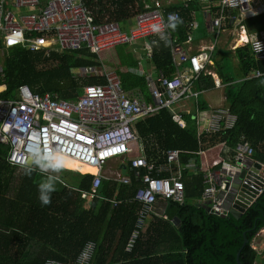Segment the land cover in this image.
Wrapping results in <instances>:
<instances>
[{"label": "trees", "instance_id": "obj_1", "mask_svg": "<svg viewBox=\"0 0 264 264\" xmlns=\"http://www.w3.org/2000/svg\"><path fill=\"white\" fill-rule=\"evenodd\" d=\"M41 1L46 5L49 0ZM87 1L96 23L108 14L110 20L127 28L129 21L146 10V0ZM136 1L140 3L134 12L131 8ZM191 6L167 10L180 12L183 21L176 31H171L172 40H168L167 46L165 41L154 52L157 68L168 77L176 72L172 46L183 45L192 36L194 10ZM218 10H212L213 16ZM236 26L245 28L250 35L260 34L264 32V14L242 20ZM229 27L235 25L229 24ZM243 40L247 37L243 36ZM228 54L224 55V61H228L230 71L236 67L231 55L240 60L239 78L227 71L223 63L218 71L229 84L227 101L238 123L232 130L203 135L202 141L206 148L224 143L236 158L238 145L246 140L255 150L254 159L264 165V76L257 75L264 73V61L256 59L251 44L230 50ZM100 66L99 57L87 50L66 52L55 47L49 54L13 50L3 59L0 86H6V90L0 92V97L14 94L20 86L27 85L38 94L57 92L64 99L76 100L84 85L103 84L104 78L87 74L78 79L74 71ZM118 75L126 90L141 89L150 100L145 78L128 71H119ZM213 86L211 76L201 77L196 84L201 90ZM178 110L181 109L177 107ZM185 117L189 122L187 129L175 122L171 109L137 122V132L147 141L150 157L157 159L163 150L179 149L183 151L182 165L195 159L198 168L184 171L185 203L159 201V213L145 219L131 251L128 246L137 228L140 205L128 201L134 199L139 188L136 179L131 186L103 180L98 196L89 200L84 194L90 191L93 176L81 172H93L92 168L79 172L63 167L61 176L56 177L35 165L28 176L22 167L9 162L10 147L0 144V264H46L51 259L76 264L88 241L96 243L90 264H239L238 253L246 239L249 243L242 251V263L264 264V249L255 247L263 243L260 233L264 230V192L241 216L233 211L228 215L209 211L210 204L200 201L207 185L205 173L199 170L200 140L196 124L189 114ZM60 162L62 166L72 163L62 156ZM50 177L56 183V191L51 194V203L42 206L38 185Z\"/></svg>", "mask_w": 264, "mask_h": 264}, {"label": "built area", "instance_id": "obj_2", "mask_svg": "<svg viewBox=\"0 0 264 264\" xmlns=\"http://www.w3.org/2000/svg\"><path fill=\"white\" fill-rule=\"evenodd\" d=\"M170 13L181 17L178 12L166 11L160 0H154L153 6L135 16L134 24L126 31L117 21L110 20L108 14L96 23L87 0H49L46 5L41 0H0V75L2 57L13 49L49 54L60 46L62 51L87 50L99 57L152 38L168 36L172 40L169 29L162 27L159 35L152 31L154 24H166ZM260 14H264V0H221L211 20L215 38L222 37L229 24L238 25ZM192 41L190 37L189 43ZM247 42L252 45L256 59L264 61V32L253 35ZM214 50L213 45L206 52L191 54L184 46L174 44L172 55L176 72L168 77L162 71L155 81L148 82L150 100L138 88L126 90L120 76L104 65L80 70L85 76L104 78V83L84 85L76 100L64 99L57 92L38 94L22 85L16 93L0 97V144L10 147L8 160L19 167L17 161L25 160L32 145L39 143L45 152L55 151L75 160L79 172L83 167L94 168L95 173L81 172L93 176L91 189L84 194L89 200L98 196L103 180L131 186L136 179L139 188L134 199L128 201L140 205L137 228L128 246L131 251L145 219L159 213V201L185 203L186 198L183 152L167 149L161 151L157 159L150 157L147 141L137 132V122L171 109L175 122L187 129L186 117L175 107L198 99L200 92L195 87L208 71ZM217 84L221 87L220 80ZM195 118L199 139L203 135L232 130L238 123V117L229 107L209 110L205 125ZM150 139L153 141V137ZM236 152L244 167L245 159L253 157L255 150L243 140ZM198 155H206L205 150L200 149ZM112 161H118V167H125L130 175L122 174L117 168V175L109 177L105 168ZM35 165L29 157L28 166L34 168ZM189 167L195 169L194 163ZM219 171L205 174L207 187L200 201L210 204L209 211L228 215L234 211L238 192L233 184L239 182L242 168L229 164ZM260 236L264 238V230ZM95 249L96 243L88 241L75 263L90 264ZM46 264L68 263L51 259Z\"/></svg>", "mask_w": 264, "mask_h": 264}, {"label": "crops", "instance_id": "obj_3", "mask_svg": "<svg viewBox=\"0 0 264 264\" xmlns=\"http://www.w3.org/2000/svg\"><path fill=\"white\" fill-rule=\"evenodd\" d=\"M164 6V9L167 11L169 9V7H184L185 8H189L190 5L191 8H193L194 10V19L192 21V25H193V30H192V36L191 38L193 39V41L191 43H189V39L187 41V43L181 45L184 46L188 51L191 52V54H199V53H203L206 52L208 50V48L212 47V40L209 39V35L212 38H215V34L213 32V28H212V10L213 9H218L221 6V0H160ZM218 1L220 2L217 4ZM139 3L138 1H136L131 9L135 11L138 10L139 8ZM154 5V0H146L145 1V9H147L148 7H151ZM174 12H178V11H174ZM218 12V11H217ZM215 12V13H217ZM180 14V12H178ZM211 13V20L210 23L208 21V17L210 16ZM198 14H201V16H203L204 20L202 19L203 23V28L202 25L198 23L197 21V17ZM181 18V17H180ZM134 24V18L129 21V28H126V31H128L131 26ZM122 28H124V26H122ZM239 29H243L245 33L244 35L241 36V39L243 40V36L247 37V40H243L244 43H248L247 41L249 40L250 37H252L253 35H250L249 32L245 29V28H238V26L235 25V27L232 28H227L224 32V36L227 37L226 42L227 44H229V42H235V40L238 38L237 37V32L239 31ZM257 34V32L255 33V35ZM166 40H171L168 36H161V37H157V38H152V39H148V40H144L142 42H139L137 44H135L132 47H128L126 49L121 48V49H116L113 51H118L119 52V57L117 56L116 58L118 60H120L122 62V65L125 66V69H116L115 72L118 74V72H130L133 75L135 73V69L139 70L143 67L141 73H140V77H143L146 79L147 84L150 80L155 81L158 77H160V74L163 70H160L159 68H157V65L154 61V52L155 51H159L160 47L164 46V42ZM250 44V43H248ZM246 45V44H245ZM244 45V46H245ZM56 47H60V46H56ZM242 47V46H241ZM61 48V47H60ZM237 48H239V46H237L236 48H233L231 50H236ZM62 49V48H61ZM13 50H18V49H13ZM11 50V51H13ZM112 52V51H111ZM110 54L106 53L105 55ZM103 55V54H102ZM121 55V56H120ZM5 57V56H4ZM4 57H2V65H3V59ZM235 57V66L239 67L240 65V60ZM102 59V58H100ZM225 56L223 55V52H219L218 53V47H215V50L212 54V59L210 64L208 65V71L202 75V77H213L214 78V86L211 87L210 89L206 90V89H198L197 87H195L196 90H198L200 92V95L198 97L197 100H193V101H188V102H184L183 104H181L179 106V108L181 110H178L177 112L184 114V116H186V114H189V116L192 117L191 121L192 123L196 124V128H197V124H198V120L195 117H198L201 125H205L207 123L208 117H209V110H214V109H218V108H222V107H229L228 104V95H227V88H229V84H226L224 82L223 77L219 74V67L220 64L223 63V65L225 64ZM225 66V65H224ZM187 67H189V64H187ZM176 70V69H175ZM138 76V75H137ZM220 80L221 81V87L218 86L217 81ZM29 87V86H28ZM148 87V85H147ZM3 90H6V86H0V92H2ZM221 91H223L224 93L218 95V92L220 93ZM17 92V91H16ZM14 92V93H16ZM140 92L144 93L141 89ZM55 93V92H54ZM148 93H149V88H148ZM49 94V93H47ZM145 95V93H144ZM204 97V100H201V97ZM146 97V95H145ZM190 105H193V108L190 107ZM230 108V107H229ZM188 121V120H187ZM189 123V122H188ZM198 137V136H197ZM199 139V138H198ZM199 146L200 149L205 150L206 155L200 156V167L199 170L204 172L205 174L211 173V174H218L220 171V169L222 168V166H227V165H234L237 166L238 168L240 167V170L242 168L243 162L241 160H238V158H233V150L226 144L221 143L219 145H215L212 147H205V143L202 141V137L201 139H199ZM183 152V151H182ZM236 152V151H235ZM237 154V152H236ZM192 159V161L184 166V168L190 169V170H194L191 169L190 167L188 168V166L193 162L194 163V168H198V164L195 160ZM255 159L254 156L251 158H247L245 159V164L248 165H253L255 163ZM115 162V161H112ZM110 162V163H112ZM109 163V164H110ZM119 163V162H118ZM182 163V161H181ZM218 163V164H215ZM109 164L107 165V167L105 168V172L109 177H113V174L115 172V169L119 168V170L122 172L124 170H128L125 167H118V164L116 167H108ZM241 164V166L239 165ZM218 166V167H215ZM64 167V166H63ZM184 169V170H185ZM263 171H264V165H263ZM47 173L49 171H46ZM130 175V171L128 170ZM51 173V172H50ZM57 175L61 174L60 172H53ZM205 177V176H204ZM110 181V179H107ZM206 180V177H205ZM207 185V184H206ZM207 187V186H206ZM256 248H260L261 250L264 249V238H263V243H261V245H256Z\"/></svg>", "mask_w": 264, "mask_h": 264}, {"label": "clouds", "instance_id": "obj_4", "mask_svg": "<svg viewBox=\"0 0 264 264\" xmlns=\"http://www.w3.org/2000/svg\"><path fill=\"white\" fill-rule=\"evenodd\" d=\"M183 21L176 13H170L167 18L166 24H154L152 26V31L154 34L159 35L162 31V27L169 29L171 31H176L178 26L182 24ZM168 40L165 42L167 46ZM259 76H264V73H258ZM29 157L32 158V163L39 165L42 171L51 169L53 171L61 172L63 170L62 163L60 162V156L55 151H47L40 146L39 143L33 144L29 150V156L25 160H19V163L25 173V175L31 176L34 171L33 168L28 166ZM56 183L53 182L50 177L47 181L42 180L38 185L39 190V200L42 206H47L51 203V194L56 191Z\"/></svg>", "mask_w": 264, "mask_h": 264}, {"label": "water", "instance_id": "obj_5", "mask_svg": "<svg viewBox=\"0 0 264 264\" xmlns=\"http://www.w3.org/2000/svg\"><path fill=\"white\" fill-rule=\"evenodd\" d=\"M211 13L208 17L210 23ZM241 174L239 176V182L233 184V188L238 192V197L234 205V214L241 216L245 214L249 207L257 201V199L264 192V171L263 164L255 161L253 165H245L242 167ZM249 243L246 239L244 247L238 253V263L243 264L241 261V254L245 246Z\"/></svg>", "mask_w": 264, "mask_h": 264}, {"label": "rangeland", "instance_id": "obj_6", "mask_svg": "<svg viewBox=\"0 0 264 264\" xmlns=\"http://www.w3.org/2000/svg\"><path fill=\"white\" fill-rule=\"evenodd\" d=\"M215 2H217V4L219 3V5H220V2H218V1H215ZM202 19L204 20L203 16H201V14H198L197 21L201 25L203 23ZM124 27L127 28L125 25H124ZM202 28H203V25H202ZM243 32H244L243 29H239V31L237 32V37L238 38L235 40V42H232V40H231V42H229V44H227V42H226L227 37H225L224 35L222 37H220L219 39L212 38L209 35V39L212 40V44L215 47H218V52H221V53L223 52V55L228 56L229 55L228 53H229V51L231 49L236 48L237 46L241 47V46H244L245 44H248V43H244V41L241 39V36L245 34ZM124 49H126V48H124ZM118 54H119L118 51L117 52L116 51H112V52H110V54H107V55L103 54V55L99 56V59L102 58V59H100V61L102 62V65L105 66L104 67L105 69L110 70V71H115L116 69H125V66L122 65V62L116 58L117 56L119 57ZM231 56H232V59H233V63H235V60H234L235 57L233 55H231ZM224 65L226 67V70L228 71L229 70V63H228V61H226ZM142 69H143V67L141 69H139V70H136L135 69L134 70L135 71L134 74H136V75L139 76L140 73H141V71H142ZM238 69H239V67L237 65V67H233L231 69V71L230 70L229 71H230V73L234 74L235 77L239 78L240 75L237 73L238 72ZM74 73L76 74V76H77L78 79L85 78V73L82 72V71H80V70L74 71ZM222 93H224V92L223 91H221L220 93L218 92V95H220ZM201 100H204V97L203 96L201 97ZM181 104H183V103H181ZM177 107H179V106H176L175 107L176 110H177ZM190 107L193 108V105H190ZM71 162H72V160H71ZM117 164H118V161H115V162L110 163L108 167L109 168L110 167H116ZM239 165L241 166V164H239ZM64 168H68L70 170H78L79 167H77L75 169V167L73 168L72 166H64ZM50 172H48V173H50L52 175H55L56 177H60L61 174H62V171H61L60 172L61 174L57 175V174L53 173V172H57V171H53L51 169H50ZM88 173H90V172H88ZM122 174L128 175L129 172H128V170H124V171H122ZM71 175L72 174H70V176ZM71 178L72 177H70V180H72Z\"/></svg>", "mask_w": 264, "mask_h": 264}, {"label": "bare ground", "instance_id": "obj_7", "mask_svg": "<svg viewBox=\"0 0 264 264\" xmlns=\"http://www.w3.org/2000/svg\"><path fill=\"white\" fill-rule=\"evenodd\" d=\"M59 156L66 157V158H68L69 160H72V163H71L70 166H72L73 168L75 167V169H76V168L78 167V163H77L75 160H73V159H71V158H69V157H67V156H64V155H59ZM85 168H87V167H83L82 170L85 169ZM92 169H93V172H90V173H95L96 170H95L94 168H92ZM47 171L50 172V169H48ZM110 175L116 176V175H117V172H114L113 174H110Z\"/></svg>", "mask_w": 264, "mask_h": 264}]
</instances>
